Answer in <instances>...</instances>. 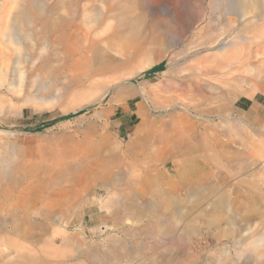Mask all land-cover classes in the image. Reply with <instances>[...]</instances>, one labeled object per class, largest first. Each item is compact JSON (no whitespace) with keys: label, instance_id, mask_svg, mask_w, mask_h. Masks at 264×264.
<instances>
[{"label":"rangeland","instance_id":"374dc122","mask_svg":"<svg viewBox=\"0 0 264 264\" xmlns=\"http://www.w3.org/2000/svg\"><path fill=\"white\" fill-rule=\"evenodd\" d=\"M26 1L0 0V251H12L5 243L20 237L31 264H252L264 258V244L251 245L264 225V85L251 83L264 80V20H256L264 11L254 8L231 27L225 6L215 3L222 0H128L123 14L119 8L105 15L120 13L122 21L98 37L100 64L116 60L127 45L136 54L123 71L122 89L110 88L98 103L90 100L104 77L93 74L103 66L78 46L91 31L81 15L102 0H43L47 12L80 17L62 25L64 31L50 29L51 46L35 68L41 23L19 21ZM214 16L216 31L207 32ZM108 36L115 47L105 42ZM210 36L218 40L213 45L223 39L229 45L212 50ZM211 55L217 61L205 59ZM147 57L157 61L142 67ZM191 65L216 66L217 74L193 77L198 86L187 111L185 105L153 111L152 124L135 138L143 145L127 148L139 121L140 97L131 90L147 84L163 94V84ZM170 138H186L175 155L161 147ZM201 190L213 200L231 199L235 225L221 211L199 220L185 214V200ZM170 198L180 218L167 210ZM148 202L155 210L135 214ZM201 207L209 209V201ZM158 219L176 226L160 232ZM241 236L246 241L234 247ZM247 256L252 259L243 263Z\"/></svg>","mask_w":264,"mask_h":264},{"label":"bare ground","instance_id":"6f19581e","mask_svg":"<svg viewBox=\"0 0 264 264\" xmlns=\"http://www.w3.org/2000/svg\"><path fill=\"white\" fill-rule=\"evenodd\" d=\"M215 3L219 4L220 7H221V5L225 6V8H224V15L226 17L225 22H227V24L230 25V26H231V24H233L235 22H239V23L242 22L243 23L244 20L246 19L245 18L246 15L250 11H254L255 10L254 8H260V10L262 12L264 11V0H222V1H217V2L215 1ZM129 4L130 3H129L128 0H102V3L99 6H97L94 10L86 11L84 13L82 12L83 14L81 15V17L78 16V11L77 12L75 11L74 15L71 18L69 17V19H65L63 14H61V12H59V11H57V12L56 11L47 12L46 9H45V5H44V1L43 0H27L23 4V6L20 7L19 21L21 20L24 23V25L25 24L26 25H30L33 21H35V22L39 21L41 23L40 30L42 31L41 36L43 38V41L39 44V46L37 47V49L35 50V52L33 53L32 57H31L32 66L35 68L39 64V62L42 61L45 56H47L46 53L49 50V47L51 46V42L48 41V34L50 32V29L53 26H57V27L60 28L62 25L64 26L66 23H70V24L75 23V21L79 17H80V19L83 22H85L86 26L89 27L91 29V31H90L89 34L86 35L83 43L78 46V52H79V54H80V52H84L85 54L87 52H90L91 58L95 59V60L97 59V61H99V64H100V52L102 50V47H101V45H99V43L97 41L98 37L101 36L102 34H105L107 31H109L113 27V22L122 21L121 20V16L119 14L120 13L123 14L124 12H126ZM118 9L120 11L119 14L112 15V16L110 15L108 17H105L106 14H111L112 11H115V10H118ZM128 11H129V9H128ZM256 17H257L256 18L257 21L264 20V16L263 15L259 16V17L257 15ZM214 18H215V16H214ZM214 18L210 17V19L208 20L207 32L210 31L209 27L212 28V32L216 31L215 28L213 29L214 26L211 23H215L216 20L219 19V16H216L215 19ZM221 19H222V16H221ZM178 25H179V23H178ZM209 25H211V26H209ZM60 30H61V28H60ZM61 31H64V30L62 29ZM25 32L29 33L30 29L26 28ZM75 35H77V34H75ZM67 38H69V37L67 36ZM223 40H222V42H223ZM216 41H218V40L216 39V40L213 41L211 36H210V38H207V44H208V46L212 44V46L210 47V48H212V50L213 49H215V50L224 49L227 45H229V43H222V42H221V44H218L219 43L218 42L217 44L213 45V43L214 42L216 43ZM52 42H54V41H52ZM105 42L107 44L109 43V45L112 46V47H115V45H116L115 44V39L113 37H109L108 36V38H107V40ZM74 44H75V42H74ZM117 51H121V49L117 50ZM76 52H77V50H76ZM117 54H118V58L116 60L114 58L113 60H111L110 64H105V65H103V63L100 64V67L103 66L102 69L99 68V70L93 74L95 76H101V77L103 76L104 79L101 80V81H95V82H98L97 85H98V89H99V94H98V96L96 98H94L93 100H90L91 102L97 101L98 103H102L105 100L106 96L108 95L110 88H112V87L117 88L119 91H120V89H122V84L120 82H121L122 79H124L123 77H124L125 74H123V71L126 69L127 65L131 62V60L135 56L136 50L131 49V47H129V45H127V48H123V50L121 52L117 53ZM78 57H80V56H78ZM181 57L184 58L183 56H181ZM73 59H74V57H73ZM205 59H207V60L208 59H212V61H217V56L216 55H211V56L206 57ZM50 61H51V59H50ZM156 61H157L156 58H151V57L148 58L147 57V61H146L145 65L142 66V67H149V66L153 65ZM47 62H49V60L48 61L46 60L45 63H47ZM75 62H77V61H75ZM248 66H249L250 69L254 70V67H255L254 65H248ZM217 68L218 67H216V66H214V67L206 66L204 68H200L199 67L198 70H196V69L194 70V67L192 65L190 67L189 66L182 67V69H181L182 72L178 76L177 79H174L173 81L167 82L166 85L163 84L164 85V88L162 90L163 94H161L159 90H156L153 93H151V90L148 89L149 86L147 84H139L138 88L132 89L131 92H130V95L135 96V97L136 96L140 97V99L136 102V113H137V116L139 118V121L136 124L135 130L133 132V137L129 140V143L127 144V148L131 146V147H135V149H136V148L139 147V145L140 146L143 145L142 142H141V138H139L140 139V143L139 144H138V141L136 142L135 138L137 137V135L139 134V131L141 129L143 130L145 127L146 128L150 127V125L152 124V122H151L152 120L150 119V116H151V113L153 111H160V113H162L161 111H163L164 109H168L170 107H179V106L181 107L182 105H185V106L182 107L181 109H183L184 111H187V109H188L187 105H191L192 98L194 96L192 90H193L194 86H198L197 85L198 84L197 81H196L197 83H195V81H192L193 77H195V76H203V75H207V74H212L214 72L217 74V72H216ZM135 74H137V71L128 72V75H130V76H133ZM91 78L92 77H90V80H91ZM93 78H92V80H94ZM105 78H107V79H105ZM19 80H21V78H19ZM198 80H199V77H198ZM251 83L253 85H257L258 87H262L264 85V80L262 78H258L256 81H253ZM212 84H214V83H212ZM197 90L199 91L200 87H197ZM166 92L169 93V94H166ZM152 94L154 95L153 99H152ZM239 94L240 93H238L237 95H239ZM233 96H235V95H233ZM162 97H164L165 99L164 100L160 99ZM155 105H166L167 107L166 106L165 107L162 106V108H158L157 109V107ZM218 117H219V115H218ZM228 120H229V118H228ZM197 136L198 135H196V139H197ZM185 137H186V135H185ZM182 140L183 139L175 141L173 138H170V140L168 139V142L166 143V145L164 143L163 146H161V147L163 149H165L164 152H166V150H167L168 153L170 152V154L175 155V154H177V150H175V148H181V146L183 144ZM185 140H186V138H185ZM185 140H183V141L185 142ZM187 144H188V142H187ZM188 150H190V149H188ZM223 181H225V180H223ZM179 182H180V184H182L184 186L185 180L179 181ZM103 186H104V188L106 190V194H107V197H108L109 187L107 185H103ZM215 188H217V187H215ZM203 191L201 190V192L196 193V195H194L195 198L190 199V200L189 199L185 200V203H187V205H185L186 206L185 207V214L187 216L188 215L189 216L193 215L195 220H199V218H202L206 214L209 215L210 217L211 216L214 217L215 213L221 211V212H224V214L226 213V215H227L225 217L227 224H229V225L234 224L235 225L236 222H234V221H236V219H232V217H235L234 214H235V211L237 209L234 208V204L231 203V199H228V197L224 196V197H221V199H218V200L214 199L213 200V198L211 197V193L206 194ZM234 193H236V192H234ZM213 194H215V193H213ZM217 197H218V195H217ZM204 199L207 200V202L209 201V205H210L209 209H204V208L201 207ZM154 205H155L154 203L148 202V203H146L145 207H140V208H138V210L134 209V210H136L134 212H135V214L142 215L147 210H150V211L151 210H155V206ZM166 206H167L166 207L167 210L170 207V212L172 214L171 215L172 217L176 218V216L178 217V216L182 215V211H181L180 206L177 205V201H175L173 198L169 199V203H167ZM130 209H133V207L131 208V205L128 206V211H131ZM131 212H133V211H131ZM156 213H157V211H156ZM178 218H180V217H178ZM245 221H247V220H245ZM156 223H157L158 231H160V232H164L165 231L166 225L168 226L167 227L168 229L169 228L170 229H174L175 226H176L175 223L168 224V222H166V219L165 220L158 219ZM239 225H241V224H239ZM263 235H264V225H263V228H262V232L260 233V236L258 238H256V239L251 241V245H252L253 249L254 248H258L259 246L264 244ZM19 239H21V238L20 237H17V239L9 238V241H13V242L12 243H7V242L5 243V244H7L8 247L11 246L14 249L12 251H7V253H4V252L0 251V264H31L32 263L31 257L28 256L27 254H23V251L21 250L22 245H21V243L18 242ZM246 239L247 238H244V237L241 236L238 240H234L233 241V243H234L233 246L234 245H235L234 247L242 246L243 243L246 241ZM17 243H19V244H17ZM236 254H237V252H236ZM249 259H252V258L248 257V256L243 258V263L244 262H249ZM251 262H252V264H264V258H262V259H259V258L253 259V260H251ZM210 263H212V262H210Z\"/></svg>","mask_w":264,"mask_h":264},{"label":"trees","instance_id":"16d2710c","mask_svg":"<svg viewBox=\"0 0 264 264\" xmlns=\"http://www.w3.org/2000/svg\"><path fill=\"white\" fill-rule=\"evenodd\" d=\"M156 69H157V66H154L149 73L154 72Z\"/></svg>","mask_w":264,"mask_h":264},{"label":"crops","instance_id":"0c3cea01","mask_svg":"<svg viewBox=\"0 0 264 264\" xmlns=\"http://www.w3.org/2000/svg\"><path fill=\"white\" fill-rule=\"evenodd\" d=\"M237 113H241L240 111H238V110H235ZM135 114H136V116H137V113H136V109H135ZM241 115H242V113H241ZM123 116H125V115H123ZM129 116V115H128ZM138 117V116H137Z\"/></svg>","mask_w":264,"mask_h":264}]
</instances>
